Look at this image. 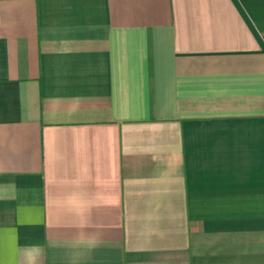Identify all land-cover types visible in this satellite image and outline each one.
I'll return each mask as SVG.
<instances>
[{"label": "crops", "instance_id": "crops-1", "mask_svg": "<svg viewBox=\"0 0 264 264\" xmlns=\"http://www.w3.org/2000/svg\"><path fill=\"white\" fill-rule=\"evenodd\" d=\"M0 264H264V0H0Z\"/></svg>", "mask_w": 264, "mask_h": 264}]
</instances>
